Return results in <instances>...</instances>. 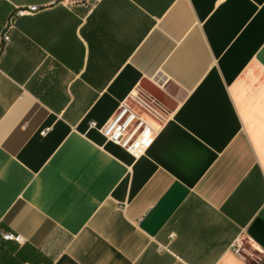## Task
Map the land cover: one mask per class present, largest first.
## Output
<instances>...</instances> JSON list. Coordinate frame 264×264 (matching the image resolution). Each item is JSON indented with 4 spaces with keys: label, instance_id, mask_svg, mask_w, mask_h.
Instances as JSON below:
<instances>
[{
    "label": "crops",
    "instance_id": "1",
    "mask_svg": "<svg viewBox=\"0 0 264 264\" xmlns=\"http://www.w3.org/2000/svg\"><path fill=\"white\" fill-rule=\"evenodd\" d=\"M6 30L0 228L24 243L0 264H252L231 245L264 250V0H0ZM147 82L169 113L136 160L90 124Z\"/></svg>",
    "mask_w": 264,
    "mask_h": 264
},
{
    "label": "built area",
    "instance_id": "2",
    "mask_svg": "<svg viewBox=\"0 0 264 264\" xmlns=\"http://www.w3.org/2000/svg\"><path fill=\"white\" fill-rule=\"evenodd\" d=\"M39 11L38 6L15 7L13 18L32 15ZM10 43V36L4 31L0 37V55ZM169 110L144 90L132 92L121 101L113 118L103 126L92 122L90 127L97 129L109 141L125 151L134 159L146 155L157 133L166 122ZM48 129L42 135L48 133ZM0 239L23 244L21 235L5 232L0 228ZM232 252L252 264L264 263V250L253 245L245 236L237 237L232 245Z\"/></svg>",
    "mask_w": 264,
    "mask_h": 264
},
{
    "label": "water",
    "instance_id": "3",
    "mask_svg": "<svg viewBox=\"0 0 264 264\" xmlns=\"http://www.w3.org/2000/svg\"><path fill=\"white\" fill-rule=\"evenodd\" d=\"M144 91H146L149 95L154 97L158 102H160L162 105L166 106L168 105V97L165 95L160 89H158L153 84L147 82L143 85Z\"/></svg>",
    "mask_w": 264,
    "mask_h": 264
}]
</instances>
